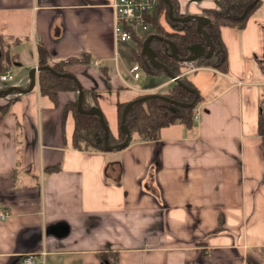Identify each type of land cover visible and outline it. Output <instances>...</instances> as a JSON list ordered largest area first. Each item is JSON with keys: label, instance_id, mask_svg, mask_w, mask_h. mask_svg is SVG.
<instances>
[{"label": "crops", "instance_id": "obj_1", "mask_svg": "<svg viewBox=\"0 0 264 264\" xmlns=\"http://www.w3.org/2000/svg\"><path fill=\"white\" fill-rule=\"evenodd\" d=\"M111 1L0 0V67L13 74L0 87L28 86L37 43L51 63L86 54L66 70L97 91L117 135V101L166 94L174 80L144 73L132 38L114 41ZM177 1L183 16L219 4ZM263 4L241 30L220 27L226 72L184 64L198 117L158 139L74 149L73 116L62 111L75 92L53 102L36 81L0 95L10 101L0 113V264L27 253L36 264H264Z\"/></svg>", "mask_w": 264, "mask_h": 264}, {"label": "trees", "instance_id": "obj_2", "mask_svg": "<svg viewBox=\"0 0 264 264\" xmlns=\"http://www.w3.org/2000/svg\"><path fill=\"white\" fill-rule=\"evenodd\" d=\"M264 0H219L217 9L202 10V29L208 35L212 44V53L210 55H201L194 61L187 62L190 56V47L195 43L202 44L207 48L206 40L203 34L197 29L196 20L190 19L180 21L169 17V11L175 18L182 17L180 13L179 3L177 0H169V4L165 0H158L155 8L147 17L149 28L142 32L140 36L136 32H132V39L136 44V49L132 52V58L137 66L146 74H167L162 68L155 67L150 64L144 51L142 50L144 40L151 34L153 37L148 40V46L154 53V58L163 64L169 72L178 77L181 84L173 81L165 96L170 100L179 103L188 104L192 101L194 93L184 86L195 89L193 84L182 74V67L188 64L194 67H210L221 72L227 71V53L225 45L220 35L221 26L234 27L241 30L247 19L257 10ZM164 20V24L162 23ZM166 40L171 41L175 45L176 57L171 53V47ZM2 50V48H1ZM37 66L42 67L49 65L51 68L61 74L67 73L70 76L65 77L55 75L47 69L41 68L36 73L38 91L40 95L47 96L53 102L57 101V94L60 91H72L78 93L81 89L82 95L80 100V108L82 110H90L98 106L97 91L85 89L77 80V78L66 70V66L71 63H82L86 59V54L80 57H69L58 62H49V55L44 46L40 43L36 44ZM0 67V74L3 72ZM184 86H183V85ZM7 83L0 89L11 86ZM12 90L10 93H15ZM8 93V94H10ZM143 96V95H141ZM136 95L132 99L138 98ZM131 99V100H132ZM201 99L198 93L197 101ZM130 101V100H129ZM125 102H116V119H117V135H113L108 129V144L113 145L124 140L125 134L119 129L120 117ZM77 98L65 104L63 114L70 110L73 116L74 128L72 133V145L74 149L79 150H107L103 144L104 130L100 124L99 118L94 114H84L77 110ZM10 106V101L0 103V113L6 114ZM195 106L175 105L170 101H166L160 97L149 98L145 101L135 102L125 115V126L130 132V141H151L159 138V132L162 127L173 123H183L191 126L192 109ZM105 123L106 120H105ZM129 145V144H127ZM123 146L122 148L126 147Z\"/></svg>", "mask_w": 264, "mask_h": 264}, {"label": "water", "instance_id": "obj_3", "mask_svg": "<svg viewBox=\"0 0 264 264\" xmlns=\"http://www.w3.org/2000/svg\"><path fill=\"white\" fill-rule=\"evenodd\" d=\"M166 3L169 4V0H165ZM169 17L172 18V19H177V20H180V21H186V20H190V19H194L196 20V24H197V29L203 34L205 40H206V44H207V48H205L202 44L200 43H195L193 44L191 47H190V51H191V54L187 59L186 61L187 62H191V61H194L196 58H198L199 56L201 55H210L212 53V44L208 38V35L206 34V32L202 29V16L200 15H184L182 17H178V18H175L172 16V12L169 11ZM153 37H158L157 35L155 34H151L149 35L143 42V47H142V50L144 51L148 61L150 62V64L152 66H155V67H160L162 68L169 76H171V78L181 84V82H179L178 80V77H175L171 74V72H169L167 70V68L159 63L158 61L155 60L154 58V53L153 51L151 50V48L148 46V40L149 39H152ZM166 43H168L171 47V53L174 57H176V49H175V45L169 41V40H166ZM41 68H43L44 70L47 69L49 70V72H52L53 74L55 75H61V76H65V77H69L70 75L67 74V73H59V72H56L54 71L51 66L49 65H46L45 67L42 66V67H39V66H35L33 67L31 70H30V78H29V83H28V86L26 88H20L19 86H15V85H11L9 86L8 88H5V89H0V95H5V94H8L10 93L12 90L14 91H18L19 92H26L28 90H30L35 84V82L37 81L36 79V73L38 70H40ZM183 85V84H182ZM184 86V85H183ZM186 89L192 91L194 93V97L192 99V101L188 104H183V103H179L177 101H174V100H170L168 98V96H165V95H162V94H159V93H150V94H147V95H143L138 98H135V99H132L130 101H128L124 107H123V110H122V113H121V117H120V123H119V129L125 134V138L122 142L120 143H116V144H113V145H110L108 144V127H107V124L105 123V119L103 117V114L101 112V110L98 108V107H94L90 110H82L80 108V100H81V95H82V91L81 89H78V93H77V103H76V106H77V110L81 113H84V114H94V115H97L98 118H99V121H100V124L104 130V137H103V144L105 146L106 149H118V148H122L123 146L129 144V141H130V138H131V135H130V132L127 130L126 126H125V115H126V112H127V109H129L135 102H141V101H145L149 98H153V97H160L166 101H170L171 103L175 104V105H189V106H193L195 105V103L197 102V97H198V93H196L197 91L193 88H189L187 86H184Z\"/></svg>", "mask_w": 264, "mask_h": 264}, {"label": "built area", "instance_id": "obj_4", "mask_svg": "<svg viewBox=\"0 0 264 264\" xmlns=\"http://www.w3.org/2000/svg\"><path fill=\"white\" fill-rule=\"evenodd\" d=\"M113 11L112 36L115 42L128 41L132 37V32H145L149 28L147 17L155 8L158 0H113L111 1ZM191 70L194 67H190ZM13 74L10 71H4L0 74V81H10ZM133 78H137V73L133 74ZM198 117L197 111L194 109L192 120ZM264 131V130H263ZM8 217L7 211L0 212V221ZM44 254V252H42ZM38 255L27 253L22 256L21 264H36Z\"/></svg>", "mask_w": 264, "mask_h": 264}, {"label": "rangeland", "instance_id": "obj_5", "mask_svg": "<svg viewBox=\"0 0 264 264\" xmlns=\"http://www.w3.org/2000/svg\"><path fill=\"white\" fill-rule=\"evenodd\" d=\"M264 5V4H263ZM10 83V82H9ZM103 111H104V116H105V118L107 119V121H108V124H111V119H110V112H109V110H107V109H103ZM112 116H113V113H112ZM111 127H112V125H111ZM111 130H113V129H111Z\"/></svg>", "mask_w": 264, "mask_h": 264}]
</instances>
